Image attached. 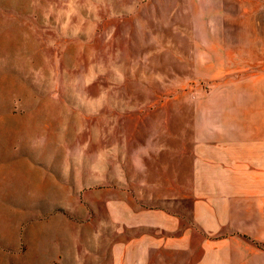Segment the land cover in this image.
<instances>
[{
	"label": "rangeland",
	"instance_id": "1",
	"mask_svg": "<svg viewBox=\"0 0 264 264\" xmlns=\"http://www.w3.org/2000/svg\"><path fill=\"white\" fill-rule=\"evenodd\" d=\"M256 127L264 0H0V264H91L101 184L158 206Z\"/></svg>",
	"mask_w": 264,
	"mask_h": 264
},
{
	"label": "crops",
	"instance_id": "2",
	"mask_svg": "<svg viewBox=\"0 0 264 264\" xmlns=\"http://www.w3.org/2000/svg\"><path fill=\"white\" fill-rule=\"evenodd\" d=\"M185 164L173 186L178 191L155 207L136 202L123 182L101 184L110 233L91 264H264L256 239L258 226L264 228L261 127L249 146H216L197 159L190 154Z\"/></svg>",
	"mask_w": 264,
	"mask_h": 264
}]
</instances>
